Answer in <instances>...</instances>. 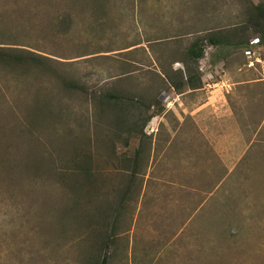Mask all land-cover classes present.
I'll use <instances>...</instances> for the list:
<instances>
[{
    "label": "rangeland",
    "instance_id": "rangeland-1",
    "mask_svg": "<svg viewBox=\"0 0 264 264\" xmlns=\"http://www.w3.org/2000/svg\"><path fill=\"white\" fill-rule=\"evenodd\" d=\"M247 3L0 0V45L50 57L51 68L83 88L0 69V264H264V106L229 98L243 108L229 124L250 131L213 135L191 102L206 100L215 60L227 62L229 81L247 79L252 89L264 75V43L253 65L246 48L208 45L196 90L179 93L160 77L185 67L182 54L197 37L243 21ZM108 90L132 97L129 116L148 109L138 100L149 104L160 93L161 107L150 111H162L146 124L147 138L119 132L125 114L100 102ZM46 100L55 118L32 126L33 108ZM143 139L134 187L125 191L130 176L115 157H135ZM251 140L262 142L258 154L238 159L233 147ZM79 149L92 157L95 180L78 174L81 192L62 179L72 160L81 161Z\"/></svg>",
    "mask_w": 264,
    "mask_h": 264
},
{
    "label": "trees",
    "instance_id": "trees-1",
    "mask_svg": "<svg viewBox=\"0 0 264 264\" xmlns=\"http://www.w3.org/2000/svg\"><path fill=\"white\" fill-rule=\"evenodd\" d=\"M252 35H258L260 37V45L263 46L264 43V0H259V2H254L253 0H248L246 4V13L245 18L239 24H236L232 28L226 31H220L216 33L203 34L197 37L196 40L191 42V44L186 48L184 54H182L181 62L184 63L185 67L183 69L173 70V74L170 75H161L162 82H169V86L174 88L179 93L184 92L188 87V89H196L201 87L202 84V76L197 75L196 71H199L200 61L205 57V51L207 46H214L217 49L221 48H247L249 46V39ZM51 58L45 56L41 53H38L32 49H27L26 47H18V46H6L0 45V69H8L13 72H21L24 76H29V74H50L55 78L59 79L62 82V85L68 91H81L83 88L78 82L75 80L74 76H70L66 78L62 73L58 72L56 68H51L50 65ZM179 61V60H177ZM125 73L123 72L121 77H125ZM129 76V75H126ZM159 76V74H158ZM160 93L155 95L154 100L146 104L145 100H138V104L141 106L147 105L148 109L144 111H140L139 115L132 113L129 116L128 111L125 109L132 100L131 96H128L123 93L122 90L119 92L108 90L103 95L99 96L100 102L103 104H107L109 106L108 110L111 108L118 107L121 108L122 114H125L121 120H119L120 127L122 129L119 132L122 134L128 133L132 135L137 133L140 138H147V134L145 132L146 124L156 115H158L162 110V108L153 109L150 111V106L152 103H158V106L161 107L160 102ZM44 104L36 105L33 109V113L30 116L32 126L36 125L39 121H43L45 123L52 122L56 116L54 111V107L46 100L43 102ZM111 107V108H110ZM138 115V116H137ZM126 116V118H125ZM117 120V121H118ZM116 121L113 119L111 124L114 126ZM25 124V123H24ZM26 125V124H25ZM27 126V125H26ZM31 127V126H27ZM80 141H78L79 143ZM84 142V140H83ZM77 143V145H78ZM124 143L126 146L130 145L129 139L124 138ZM74 145V144H73ZM141 147H138L135 152V157L133 158H123L125 154H122L115 157V160L119 164V168H124L129 173L128 177V185L125 191H130L133 189V181L135 180V176L139 171L140 167V157L142 154V149L146 146V142L144 139L141 141ZM80 146V145H79ZM82 147V146H80ZM85 148V147H82ZM77 147H73L72 151H78ZM81 154L72 162L74 163V168L71 169L72 174H67L66 172L63 175V178L66 182L70 184V187L74 190H79V192L86 189L84 188L82 183H79L76 179L78 174H84L85 178H87V182H94V165L92 161V157L89 154H85L82 158V149ZM115 142L111 144V151L115 152ZM81 156V157H80ZM118 157L120 159H118ZM73 168V167H72ZM79 172V173H78ZM72 176V177H71ZM84 178V179H85ZM95 183V182H94ZM93 183V184H94ZM84 188V189H83ZM91 190V189H90ZM92 191V190H91ZM93 193V192H92ZM125 199V195L122 196L121 202ZM93 202V200H92ZM91 202V203H92ZM97 206L95 207V209ZM85 214V213H84ZM117 214H120V210H117ZM83 217V216H82ZM93 224V223H90ZM99 259L92 258L90 260V264H99ZM101 264H106V258H102Z\"/></svg>",
    "mask_w": 264,
    "mask_h": 264
},
{
    "label": "crops",
    "instance_id": "crops-1",
    "mask_svg": "<svg viewBox=\"0 0 264 264\" xmlns=\"http://www.w3.org/2000/svg\"><path fill=\"white\" fill-rule=\"evenodd\" d=\"M261 61L264 67L263 57H261ZM211 65L212 68L215 69V75L213 73H210L209 77L207 76V98L203 102H196L195 99H192V105H195V108L193 109V111L195 112L193 114H200L201 112H203L202 114L208 117V130H210L211 134L213 135L221 131L223 133L239 132L240 134L243 132H249L250 130L248 129L244 130V127H242L244 125H242V123L240 124L239 121V123L235 124V126L229 124L230 118L232 116H237V110L243 111V108L240 107V100L239 102L235 103L234 107L231 106L230 103L228 105V101L229 98L235 100L236 98L239 99L240 96H247L248 99L250 98V100L259 102L260 104L257 103L258 107H261L262 105L264 106V92H262V90L264 89V85L262 86V84H264V75L262 76V78H258L253 82L250 81V83L258 84H253V88L249 90V85L251 84H248L249 82L247 79H241L239 82L229 81L231 80L233 73L231 72L230 67L227 66L226 61L223 62L215 60ZM246 65L249 66L248 63H246L245 66ZM238 99L236 101H238ZM181 103H183L182 99ZM255 142V140H251L249 143L239 142L238 146L235 145L233 149H239L240 151H236L234 155L239 156L238 159H243L242 161H244L249 152L252 151L255 153L251 158H255V156L258 154L255 147L260 145L259 143L262 144V142H259L258 144ZM260 148H262V145H260ZM241 174H244L245 176L246 172L242 171Z\"/></svg>",
    "mask_w": 264,
    "mask_h": 264
},
{
    "label": "built area",
    "instance_id": "built-area-1",
    "mask_svg": "<svg viewBox=\"0 0 264 264\" xmlns=\"http://www.w3.org/2000/svg\"><path fill=\"white\" fill-rule=\"evenodd\" d=\"M257 48V49H256ZM262 45H260V37L255 36L251 39L249 46L246 48L245 53L249 59V65L254 64V60H258L260 55H258L259 50H261Z\"/></svg>",
    "mask_w": 264,
    "mask_h": 264
}]
</instances>
